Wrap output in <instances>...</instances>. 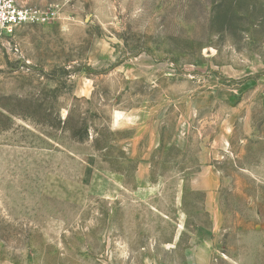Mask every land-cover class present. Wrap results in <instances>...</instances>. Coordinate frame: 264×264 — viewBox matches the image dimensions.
Instances as JSON below:
<instances>
[{
	"label": "rangeland",
	"instance_id": "374dc122",
	"mask_svg": "<svg viewBox=\"0 0 264 264\" xmlns=\"http://www.w3.org/2000/svg\"><path fill=\"white\" fill-rule=\"evenodd\" d=\"M18 2L0 264H264V0Z\"/></svg>",
	"mask_w": 264,
	"mask_h": 264
},
{
	"label": "built area",
	"instance_id": "2783aa9c",
	"mask_svg": "<svg viewBox=\"0 0 264 264\" xmlns=\"http://www.w3.org/2000/svg\"><path fill=\"white\" fill-rule=\"evenodd\" d=\"M55 17L54 8L20 4L18 0H0V35L11 36L22 25L41 24Z\"/></svg>",
	"mask_w": 264,
	"mask_h": 264
},
{
	"label": "crops",
	"instance_id": "0c3cea01",
	"mask_svg": "<svg viewBox=\"0 0 264 264\" xmlns=\"http://www.w3.org/2000/svg\"><path fill=\"white\" fill-rule=\"evenodd\" d=\"M262 217H263V219H262V224H261V231H262L263 237H264V203L262 205Z\"/></svg>",
	"mask_w": 264,
	"mask_h": 264
},
{
	"label": "trees",
	"instance_id": "16d2710c",
	"mask_svg": "<svg viewBox=\"0 0 264 264\" xmlns=\"http://www.w3.org/2000/svg\"><path fill=\"white\" fill-rule=\"evenodd\" d=\"M213 11H216V8H215V7L212 9V13H213ZM213 14H214V13H213Z\"/></svg>",
	"mask_w": 264,
	"mask_h": 264
}]
</instances>
